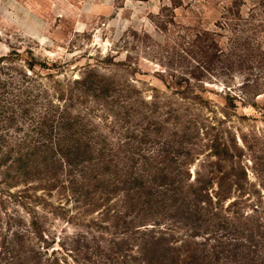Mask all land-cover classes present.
I'll return each instance as SVG.
<instances>
[{
    "label": "trees",
    "instance_id": "16d2710c",
    "mask_svg": "<svg viewBox=\"0 0 264 264\" xmlns=\"http://www.w3.org/2000/svg\"><path fill=\"white\" fill-rule=\"evenodd\" d=\"M50 65L17 49L0 56V174L31 191L20 196L23 208L54 190L73 192L92 211H112L119 230L104 242L79 233L81 253L64 242L50 251L56 238L45 237L35 214L26 224L22 213L0 214V264H125L130 254L141 264H264V207L245 206L252 190L243 163L224 156L221 136L209 132L206 158L189 146L177 154L196 125L188 105L205 103L201 94L117 92L112 77L90 66L65 86L55 81L43 101L52 87L37 67ZM222 91L228 116L236 96Z\"/></svg>",
    "mask_w": 264,
    "mask_h": 264
},
{
    "label": "rangeland",
    "instance_id": "374dc122",
    "mask_svg": "<svg viewBox=\"0 0 264 264\" xmlns=\"http://www.w3.org/2000/svg\"><path fill=\"white\" fill-rule=\"evenodd\" d=\"M12 49L57 64L49 71L37 67L44 85L52 87L43 101L55 93V81L65 86L90 66L112 77L117 92L147 98L201 94L205 103L188 105L196 125L178 156L189 146L203 160L212 150L204 132L221 136L224 156L240 160L251 181L245 200L252 201L245 206L264 207V0H0V56ZM223 89L236 96L228 116L222 108L231 101ZM201 161L193 164V175ZM7 180L0 174L1 216L19 212L26 224L35 214L45 237L56 238L50 251L64 242L81 253V233L95 232L104 242L119 230L112 211H92L73 192L54 190L23 208L20 196L31 191L9 187ZM126 257L125 264H141L132 254Z\"/></svg>",
    "mask_w": 264,
    "mask_h": 264
}]
</instances>
